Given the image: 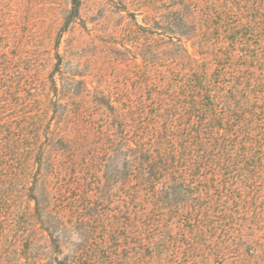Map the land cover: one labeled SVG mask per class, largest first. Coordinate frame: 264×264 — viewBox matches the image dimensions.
<instances>
[{
	"label": "trees",
	"instance_id": "16d2710c",
	"mask_svg": "<svg viewBox=\"0 0 264 264\" xmlns=\"http://www.w3.org/2000/svg\"><path fill=\"white\" fill-rule=\"evenodd\" d=\"M69 2L0 19V264H264V0Z\"/></svg>",
	"mask_w": 264,
	"mask_h": 264
},
{
	"label": "rangeland",
	"instance_id": "374dc122",
	"mask_svg": "<svg viewBox=\"0 0 264 264\" xmlns=\"http://www.w3.org/2000/svg\"><path fill=\"white\" fill-rule=\"evenodd\" d=\"M93 0H86L83 8V16L87 17L89 20L88 27L94 28L96 26L95 22L103 17V19L109 17L108 7L106 9L94 10L91 8L94 4ZM103 6V5H102ZM70 9L69 0H0V19L4 17L8 23L13 27H18L19 33H27L36 35L35 38H28L29 49L32 50L34 45H42V52L45 47L49 48L56 47V42L58 41V34H60L61 27L65 23V19ZM11 15V16H8ZM97 16V19H92ZM106 20V19H105ZM103 20V23L107 21ZM47 32L54 33L53 36L45 37ZM18 33V34H19ZM38 35H41L38 36ZM69 34H65L62 37V42L60 45L61 53L65 50L66 40ZM43 38V39H41ZM51 53H55L52 50ZM48 55L45 53L44 58Z\"/></svg>",
	"mask_w": 264,
	"mask_h": 264
}]
</instances>
